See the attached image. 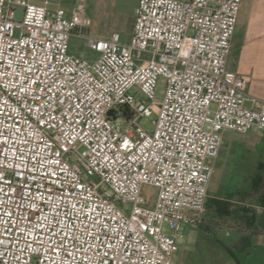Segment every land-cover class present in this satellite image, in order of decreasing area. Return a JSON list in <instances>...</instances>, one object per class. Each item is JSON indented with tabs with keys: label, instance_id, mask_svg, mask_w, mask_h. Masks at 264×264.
<instances>
[{
	"label": "built area",
	"instance_id": "1",
	"mask_svg": "<svg viewBox=\"0 0 264 264\" xmlns=\"http://www.w3.org/2000/svg\"><path fill=\"white\" fill-rule=\"evenodd\" d=\"M242 3L139 0L123 41L87 34L84 0H0V264H180L226 132H264V99L227 71Z\"/></svg>",
	"mask_w": 264,
	"mask_h": 264
},
{
	"label": "rangeland",
	"instance_id": "2",
	"mask_svg": "<svg viewBox=\"0 0 264 264\" xmlns=\"http://www.w3.org/2000/svg\"><path fill=\"white\" fill-rule=\"evenodd\" d=\"M36 3L44 4L51 8L63 7L70 15L71 10L77 7L81 0H33ZM128 10H133L136 0H123ZM95 0H84V5L91 12ZM18 34V32H16ZM70 53L87 59H94L98 54L92 51L87 40L73 35L70 39ZM166 89V79L160 77L156 88V100L162 101ZM140 99H145L134 88L132 90ZM157 119V108L152 116H143L139 119V125L148 132L155 129L154 120ZM216 172L210 186L209 199L221 198L231 202L234 208L243 206L246 209L247 217L255 216L256 223L264 222V206L259 203V197L254 190V184L262 181L264 188V134L257 131L236 132L228 131L225 134L224 144L221 154L215 161ZM99 181L98 176L93 177ZM145 195L155 198L158 192L157 188L151 185H145L143 188ZM232 196H231V195ZM211 204V201H209ZM206 205L202 214L203 222L197 228L184 227V239L175 258L180 264H184L183 258H188V264H232L233 254H235V243H233V234L236 231L248 233L251 232L248 221L244 219L243 212L234 213L231 216H217L213 209ZM239 211V210H238ZM206 228L210 231L207 242V252L203 255H197V252L190 253L188 237L193 230ZM211 229V230H210ZM264 226L254 228L253 231L261 232ZM227 232L228 235H227ZM194 250V249H193ZM197 250V247H196Z\"/></svg>",
	"mask_w": 264,
	"mask_h": 264
},
{
	"label": "crops",
	"instance_id": "3",
	"mask_svg": "<svg viewBox=\"0 0 264 264\" xmlns=\"http://www.w3.org/2000/svg\"><path fill=\"white\" fill-rule=\"evenodd\" d=\"M123 2L95 0L91 12L85 6L86 14L91 20L87 34L97 38H109L113 32L118 31L123 41H129L134 30L135 11L139 0H136L133 10H128ZM227 71L229 77L243 75L247 80L249 94L264 99V0H243L232 39ZM209 234L210 231L206 228L190 233L187 241L191 254L192 251H196L197 255L207 252ZM246 234L250 235L248 245L243 251L235 248L236 257L241 264H264V229L258 233L249 231ZM243 235L244 233L236 231L233 234V243L236 244ZM232 260V264H239L234 257Z\"/></svg>",
	"mask_w": 264,
	"mask_h": 264
},
{
	"label": "trees",
	"instance_id": "4",
	"mask_svg": "<svg viewBox=\"0 0 264 264\" xmlns=\"http://www.w3.org/2000/svg\"><path fill=\"white\" fill-rule=\"evenodd\" d=\"M254 190L256 191V193L258 194L259 197V203L264 206V188H262V181L258 180L255 184H254ZM231 195V194H230ZM232 196V195H231ZM211 201V204L210 202ZM209 202V206L213 209V212L216 213L217 216H231L234 213H237L241 215V213H239L240 211H244L243 212V217L246 221H248V224L250 225L249 228L251 229V232L254 233H258L254 230V228H259L260 226H264V222L261 221L262 223H256V218L255 216H251V217H247L246 215V209L242 206H240L237 210V208H234L231 204V202H229L227 199H221V198H215V199H209L207 201V204ZM242 233H244L243 237L235 244V248L239 249L240 251H243L246 246L248 245V239L250 237V235L246 234L245 231H243ZM233 257L236 259V261L241 264V262L239 261V259L236 257L235 254H233ZM183 262L184 264H188V258L185 257L183 258Z\"/></svg>",
	"mask_w": 264,
	"mask_h": 264
}]
</instances>
